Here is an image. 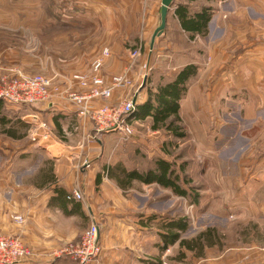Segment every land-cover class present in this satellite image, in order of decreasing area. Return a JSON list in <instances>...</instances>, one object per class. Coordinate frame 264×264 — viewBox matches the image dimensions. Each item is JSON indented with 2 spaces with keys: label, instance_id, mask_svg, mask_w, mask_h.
Instances as JSON below:
<instances>
[{
  "label": "rangeland",
  "instance_id": "rangeland-1",
  "mask_svg": "<svg viewBox=\"0 0 264 264\" xmlns=\"http://www.w3.org/2000/svg\"><path fill=\"white\" fill-rule=\"evenodd\" d=\"M81 1L83 0H0V66L16 69L24 74L46 76L51 81L54 101L53 105L23 106L0 101V119L3 117L4 121L8 120L5 126L0 122V173L5 172L14 156L20 159L30 158L34 162L33 166H37V161L41 162L42 158L52 161L45 148L38 147L42 151L41 154H36V146L43 143L57 139L56 141L67 144L76 143L80 139L76 132L61 137L63 134L59 133L52 118H48L42 110L50 109L49 115L52 116L58 111L57 103H69L78 117L89 119L93 123L95 132L92 131L90 138L96 141L98 138L102 139L103 134L97 135V125L91 118L95 109L105 104L120 105L124 100L137 99L138 94L149 97V88L155 89L158 87L156 83L161 86L168 81L167 73L172 67L169 65L171 61L160 54L163 57L162 62L157 59V64L152 63L153 29L160 26L161 13L157 9L155 24L147 26L151 13L148 12L150 0H143L140 33L133 38L139 27L136 30L128 28L131 34L126 43H120L126 23L77 22L79 13L89 11ZM91 1L99 4L105 0ZM112 1L115 5L121 3V0ZM172 7L174 10V6ZM226 16L223 15V18ZM173 22L174 18L170 16L169 27ZM242 22L243 25L251 24L246 19ZM254 28L258 32L262 29L259 26ZM223 36L221 31L220 36L211 33L204 38L175 36L168 41L162 36L155 38L153 46L159 39V44L165 49L163 53L167 55L170 50V53L174 51L175 45L184 46L187 48V61H195L197 65L196 73L189 77L186 91L179 102L181 123L174 124L181 125L178 131L183 136L175 135L166 126L161 127L158 133L151 134L152 119L137 116L134 120L128 119L131 131L129 129L127 135L122 131L119 134L113 132L108 136V143H103V147H111L107 148V158L104 157L107 160L110 157L119 161L127 155L131 164L137 166L139 163L142 169L156 164L158 159L173 162L182 185L189 188V191L198 193V198L193 200L156 182L149 186L137 179L129 180L120 167L122 162L114 164L111 175L120 185H129L125 191L149 196L150 200L145 201L146 205L149 201L155 203L156 223H160L163 232L171 229L167 225L163 230V225L178 219L187 223V229L179 231L180 239L195 241L202 232H214L212 241L216 244L213 246H209L207 241L201 244V248L197 247L193 251L182 248L179 242L168 246L159 261L161 264H264L251 259L256 252L264 255V59L261 60L264 54L255 55L246 51L250 43L255 44V38H247V42L243 39V43L236 47L247 45L243 46L242 53L240 50L235 53L233 37L225 38L219 45L207 44L208 41L211 43ZM109 42H113L118 51L113 56L116 55L120 61L126 62L124 71L110 75L105 68L112 55L109 45H105ZM189 44L193 45L190 53L189 46L187 47ZM107 49L109 55L105 56L104 51ZM259 56L261 57L256 62ZM100 58L103 64L100 70H96L93 65ZM31 61H38V70H29ZM77 74H81L83 79H75ZM123 74L127 76L128 83L122 89L116 88L112 97L107 100L89 97L95 89V76L105 78L109 84L106 85L111 87L115 83L112 81L114 76ZM119 90H124V99L112 102L114 93ZM74 96H79L80 100H74ZM137 101L138 106L143 100ZM42 121L47 126H40ZM12 125L17 131L18 139L10 137L6 132ZM62 125H66L64 131L68 134L75 124L73 120H67ZM42 136H46V139L43 140ZM23 150L26 152H21ZM98 153L101 157L104 155L102 150H98ZM81 159L82 162L78 165L80 171L88 169L95 162L91 156ZM42 165L30 170L25 176L35 181ZM21 184L25 186L28 183ZM75 190L83 198L73 201L84 202L85 195L81 186L74 187L68 194H73ZM15 214L26 218L24 227L14 221ZM10 216L18 228L15 235L24 240L31 251L28 258L32 257V248L26 241L27 216L23 213H13ZM88 219V224L82 229L80 236L70 242H77L93 221L98 222L92 211L89 212ZM64 244L53 249L48 260L42 262H67L70 259L69 262L74 264L70 257H57L54 254ZM235 248L242 249L241 257L233 254ZM150 253L148 249L146 264H156L159 259ZM27 259L23 264L28 262ZM35 263L40 264L38 261Z\"/></svg>",
  "mask_w": 264,
  "mask_h": 264
},
{
  "label": "crops",
  "instance_id": "crops-1",
  "mask_svg": "<svg viewBox=\"0 0 264 264\" xmlns=\"http://www.w3.org/2000/svg\"><path fill=\"white\" fill-rule=\"evenodd\" d=\"M81 4L89 11L79 13V17H76L77 22L106 23L120 21L126 23V28L125 30L123 28L121 35L123 40L120 43H126L130 39L131 33H129L128 28L136 30L139 27L133 38L140 33L143 0H121V3H117L118 6L112 0L101 1L99 4H95L91 0H83ZM97 5L100 6L96 7ZM179 5L187 6L191 12L190 14H195L200 10L203 11L204 8L208 9V15L211 18L205 35L202 34L201 36V34H198L192 37V33L183 28L181 20L176 13ZM149 6L150 10L148 12L151 13L147 20V26L155 24L157 9L161 13L162 0H150ZM173 6L175 9L173 10V7L170 8L166 30L159 35L165 38V41L171 40L175 36L177 38H187V36L188 38L196 36L204 38L211 33L213 35L217 33L220 36L222 31V34L224 33L223 37L215 39L211 43L208 41L207 44L211 46L219 45L224 42L225 38L233 37L234 47L236 48L243 43V39H245L244 42H247V38H255V44L250 43L246 51L255 55L258 53L264 54V9H259L260 7L264 8V0H176ZM94 7L95 11L92 12ZM222 14L227 16L223 18ZM170 16L174 18L171 27H169ZM244 19L248 20V22L250 21L251 24L243 25L242 20ZM258 26L262 27L259 32L257 28H254ZM155 29H153L154 32ZM158 40L156 45L151 46L153 52L151 55L152 63L157 64V59H161L160 62H162L164 56H166V60L171 61V64H169L172 66L170 68L171 71L169 70L167 73L168 81L175 78L184 66L190 63L195 64V61H187V48L185 49L184 46L175 45L174 51L170 53V50L167 55L163 53L165 49L161 47ZM105 45H109L112 53L111 58L107 60L106 71L109 72V75L110 73L124 71L126 62L120 61L116 55L113 56V53H118L117 49L114 48L116 46L113 42ZM191 46L193 45H187L189 53ZM243 46L246 47L247 45H240V47L235 49V53L239 50L242 53ZM160 54L163 55L162 58ZM260 57L257 60L254 57V60L258 62ZM263 59L262 57L261 60L263 61ZM34 63L31 61V65H28L29 70L39 69L38 61ZM153 68L154 70L156 69L155 67ZM156 84L159 86V83ZM152 90H156V88ZM141 91L143 95L144 89ZM124 93V90L116 91L112 102L122 101ZM136 97L137 100H143L140 104L145 103L148 99L147 95L143 97L138 94ZM57 104L59 105L56 108L58 110L57 113L54 112L50 116L51 111L47 108L45 111L42 110L43 113H46L48 118H52L60 131L59 133L63 134L61 137H64V134L72 135L76 132L80 139L76 143L68 142L67 144L64 141H56L57 139H54L50 143L36 146V154H41L42 149H38V147H41L47 149V153L52 158V161L48 158H42L41 162L37 161V166H33L34 162L30 161V158L21 157L22 159H20L17 156L13 157L5 172L0 173V234L15 235L18 228L10 215L23 213L28 219L26 241L30 244L33 252V256L27 259L28 262L26 264H36V261L40 264H72L71 261V263L69 262V258V260L66 259L68 260L67 262L58 260L43 263L42 261L48 260L51 252L56 247L68 243L70 240L77 239L82 233V229L88 224V214L92 211L97 217L100 226V240L103 246V251L97 264H146V252L148 249L151 255L159 259L156 262L158 264L165 251L162 250L165 243L160 223H156L155 203L149 201L146 205L145 201L150 200L149 196L145 197V195L137 192L125 191L124 189H127L129 185H120L111 175L114 164L119 162H122V169L127 172L131 170L146 172L155 168L156 164L154 163L152 166L142 169L139 163H137V166L133 163L131 164L127 155L119 161L110 157L108 158L109 160L105 159L107 148L111 147L105 148L103 143H108V136L111 133H102V139L98 138L96 141L91 139V133L94 131L93 123L89 119L78 117L77 112L69 103L61 101ZM135 116L137 117V114ZM147 117L153 121L152 116ZM67 120H73L75 124L68 134L64 131L66 125H62ZM158 132L159 129L152 127L151 134ZM97 135H100V133H97ZM15 139H18V137ZM26 150L21 152H26ZM98 150L100 152L101 150L104 151L102 157ZM33 151L34 149H32ZM27 156L24 155V157ZM84 156H91L95 162L90 164L88 169L80 171L78 165L82 162L81 157L83 158ZM29 164L33 166V169H30ZM40 164L43 165L35 176L37 177L35 181L31 177L25 176L30 170L32 171L41 166ZM21 182L28 184L23 186ZM142 183L150 186L154 182ZM76 186H81L84 190V202L67 201L68 198H65ZM172 245L174 244L169 246ZM240 250L242 249L235 248L233 254L241 257L242 251ZM251 259L264 263V255L259 252L252 255Z\"/></svg>",
  "mask_w": 264,
  "mask_h": 264
},
{
  "label": "built area",
  "instance_id": "built-area-1",
  "mask_svg": "<svg viewBox=\"0 0 264 264\" xmlns=\"http://www.w3.org/2000/svg\"><path fill=\"white\" fill-rule=\"evenodd\" d=\"M104 55H109V50L104 51ZM102 59H97L94 68L100 70ZM16 69H6L0 66V101L11 105H53V92L51 90V81L44 75H29L18 73ZM75 79L82 80L81 74L75 75ZM111 87L107 86L105 78L97 75L93 78L95 89L89 97H101L107 100L112 97L116 88H124L128 81L126 75L114 76ZM109 85V84H108ZM74 100H80L79 96H74ZM137 99L124 100L120 105L105 104L95 109L91 118L96 123L97 133H113L122 131L127 135L130 126L128 119L134 120V111L137 107ZM85 112H83L84 114ZM38 118L37 115H34ZM33 117V118H34ZM137 118V117H136ZM127 123L126 125H124ZM40 126H47L44 121ZM129 127V128H128ZM131 131V129H130ZM47 136V135H46ZM46 136H42L43 140ZM124 137V136H123ZM128 138V137H127ZM39 140V144L42 141ZM69 200H81L83 195L78 190L73 194H68ZM14 221L21 227L26 225V218L23 215H13ZM103 251L100 240V226L98 222L93 221L88 229L83 233L80 239L71 241L63 247L56 249L54 254L57 257H70L74 264H97L98 258ZM31 251L24 240L17 235H0V264H23Z\"/></svg>",
  "mask_w": 264,
  "mask_h": 264
},
{
  "label": "trees",
  "instance_id": "trees-1",
  "mask_svg": "<svg viewBox=\"0 0 264 264\" xmlns=\"http://www.w3.org/2000/svg\"><path fill=\"white\" fill-rule=\"evenodd\" d=\"M176 13L181 20L183 28L190 31L192 33V37L198 34L205 35L207 33V26L211 18V16L208 15L207 8H204L203 11L200 10L195 14H190L191 12L188 10L187 6L179 5ZM196 70L197 65L193 63L188 64L178 72L175 78L167 81L161 86L159 85L156 90L149 89V97L147 101L143 104H139L134 113L142 118L152 116L154 129H160L163 126H166V129L171 130L175 135L183 136V134L178 131L179 128H181V125H179L181 123V117L179 115V102L186 91V83L189 80V77L196 73ZM1 118L0 122H3V126H5V122L8 120L4 121V118ZM9 122L11 121L9 120ZM175 122H179V124L174 125ZM21 123H24V125L27 126L26 122L22 121ZM6 132L9 136L15 138L18 137L17 131H15L13 125L8 128ZM122 171L129 180L137 179L144 183L156 182L164 187L172 188L181 196H188L193 200L198 198V193L195 191H189V188L182 185L176 166L173 165V162L167 161L166 159H158L156 161V167L149 169L146 172H139L137 170L127 172L124 169H122ZM184 182L186 181L184 180ZM67 197L68 195L65 196L66 199ZM67 201H69V199H67ZM167 225H169L171 229H165V231L162 232L165 243L162 250H166L170 244H175L176 242H179L180 246H183L182 248L185 247L191 251L197 249V247L201 248V244L203 245L205 241L208 242L209 246L216 244L215 241H212L215 236L212 230H208L206 233H200L195 241H188L180 239L181 235L179 231H185L187 229V223H185L183 219H178L175 222H171V224L163 225V230L164 226ZM174 229L175 231H173ZM158 264H161V262Z\"/></svg>",
  "mask_w": 264,
  "mask_h": 264
},
{
  "label": "water",
  "instance_id": "water-1",
  "mask_svg": "<svg viewBox=\"0 0 264 264\" xmlns=\"http://www.w3.org/2000/svg\"><path fill=\"white\" fill-rule=\"evenodd\" d=\"M173 3H174V0H162L161 23H160V26L154 32L153 39H152V46L155 42V38L161 35L167 26L168 14H169L170 8L172 7Z\"/></svg>",
  "mask_w": 264,
  "mask_h": 264
}]
</instances>
